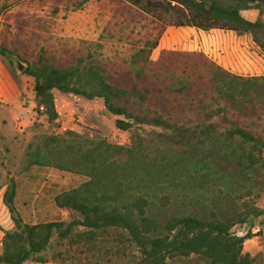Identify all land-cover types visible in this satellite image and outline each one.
I'll return each mask as SVG.
<instances>
[{
  "label": "trees",
  "instance_id": "trees-1",
  "mask_svg": "<svg viewBox=\"0 0 264 264\" xmlns=\"http://www.w3.org/2000/svg\"><path fill=\"white\" fill-rule=\"evenodd\" d=\"M86 1L70 0L75 7ZM118 1L159 24L138 38L127 66L40 54L23 72L33 79L38 113L42 105L56 119L53 90L99 99L129 141L84 145L53 135L30 145L27 167L81 180L52 197L68 220L12 218L0 264L45 262L52 236L65 239L80 226L89 250L98 233L118 231L137 251L134 264H264L262 251L244 250L252 228L235 231L264 214L257 205L264 195V75L233 74L201 50L162 49L151 58L167 26L249 34L264 48V0ZM235 1L259 15L244 16ZM14 195L13 188L5 194L10 213Z\"/></svg>",
  "mask_w": 264,
  "mask_h": 264
},
{
  "label": "rangeland",
  "instance_id": "rangeland-1",
  "mask_svg": "<svg viewBox=\"0 0 264 264\" xmlns=\"http://www.w3.org/2000/svg\"><path fill=\"white\" fill-rule=\"evenodd\" d=\"M235 4L247 5L239 1ZM157 28V22L118 0H88L81 7L70 0H0V242L5 231L15 228L14 217L32 223L69 219L64 209L54 205L52 197L79 183L81 177L50 167H27L30 145L53 135L84 145L99 139L118 144L129 141L128 134L115 127V117L99 99L87 100L53 90L56 119L51 120L42 111L27 114L25 110L36 105L34 82L28 74L16 72L15 61L20 59L27 67L40 54L67 63L92 56L122 69L138 47V38L155 34ZM203 36L202 31L187 26H167L151 58L157 59L162 49L200 50ZM11 188L15 195L10 213L5 194ZM257 205L264 208V195ZM263 222L264 214L253 219L252 225L235 228L242 233L251 227L255 233L244 244L245 251H262L264 256V236L262 229L256 228ZM87 233L80 226L65 239L53 235L43 253L45 262L103 264L106 258L115 264H134L138 259L136 249L118 231L98 233L90 241V250ZM32 262L36 261L22 264Z\"/></svg>",
  "mask_w": 264,
  "mask_h": 264
},
{
  "label": "crops",
  "instance_id": "crops-1",
  "mask_svg": "<svg viewBox=\"0 0 264 264\" xmlns=\"http://www.w3.org/2000/svg\"><path fill=\"white\" fill-rule=\"evenodd\" d=\"M254 10L249 4L240 7V12L250 19L259 15V10ZM189 28L202 31L206 35L203 36L199 49L229 72L241 76L264 75V48H260L249 34H237L222 29ZM256 228L262 229L264 236V225Z\"/></svg>",
  "mask_w": 264,
  "mask_h": 264
},
{
  "label": "built area",
  "instance_id": "built-area-1",
  "mask_svg": "<svg viewBox=\"0 0 264 264\" xmlns=\"http://www.w3.org/2000/svg\"><path fill=\"white\" fill-rule=\"evenodd\" d=\"M69 94L70 95H73L72 93H69ZM38 109L43 112L44 107L42 105H39L38 106ZM25 111L29 115H36L38 113V111L36 110V107H34V108H28ZM1 246H2V242H0V248H1ZM31 264H54V263L36 261V262H32Z\"/></svg>",
  "mask_w": 264,
  "mask_h": 264
},
{
  "label": "water",
  "instance_id": "water-1",
  "mask_svg": "<svg viewBox=\"0 0 264 264\" xmlns=\"http://www.w3.org/2000/svg\"><path fill=\"white\" fill-rule=\"evenodd\" d=\"M25 68H26V63H24L20 59H17L15 61V70L17 73L23 72Z\"/></svg>",
  "mask_w": 264,
  "mask_h": 264
}]
</instances>
